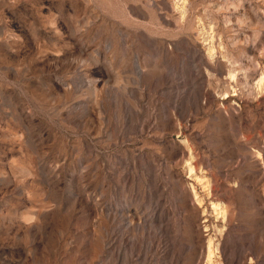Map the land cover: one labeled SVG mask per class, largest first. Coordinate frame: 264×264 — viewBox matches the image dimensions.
<instances>
[{
	"label": "rangeland",
	"instance_id": "374dc122",
	"mask_svg": "<svg viewBox=\"0 0 264 264\" xmlns=\"http://www.w3.org/2000/svg\"><path fill=\"white\" fill-rule=\"evenodd\" d=\"M178 3L0 0V264H264V0Z\"/></svg>",
	"mask_w": 264,
	"mask_h": 264
},
{
	"label": "bare ground",
	"instance_id": "6f19581e",
	"mask_svg": "<svg viewBox=\"0 0 264 264\" xmlns=\"http://www.w3.org/2000/svg\"><path fill=\"white\" fill-rule=\"evenodd\" d=\"M179 1V8L181 7V6H183V5H185L184 3H185V0H178ZM176 4V3H175ZM183 9V8H182ZM211 37V36H210ZM210 41V40H209ZM212 47V46H211ZM208 53H210V55H213V49H209V52ZM234 75L233 74H231V76L230 77H233ZM264 81V75H260L259 76V78H258V80H257V85L259 86V87H262V84L264 83L263 82ZM192 156V155H191ZM191 162V157H189V159L187 160V164H189ZM189 174L191 175V174H193V170H192V168H191V170H190V172H189ZM197 176V175H196ZM197 177H199V176H197ZM203 180V179H202ZM201 180V181H202ZM202 183V182H201ZM204 184H205V182H203ZM208 184V183H207ZM207 187H208V185H207ZM196 199H198V196H196ZM195 199V200H196ZM200 200V199H199ZM213 209L218 213V214H221L222 216L225 214V209H224V206L222 205V204H220V203H217V202H213ZM218 216V215H217ZM211 238V237H210ZM212 240L211 239H209L208 240V244H207V249H206V255H207V259L208 260H210L211 259V257H212V255H213V253H214V249L212 248ZM207 261V260H206ZM208 262V261H207ZM206 262V263H207Z\"/></svg>",
	"mask_w": 264,
	"mask_h": 264
}]
</instances>
